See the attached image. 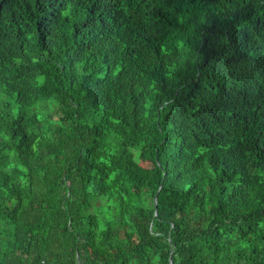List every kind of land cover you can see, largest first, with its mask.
<instances>
[{
  "label": "trees",
  "instance_id": "obj_1",
  "mask_svg": "<svg viewBox=\"0 0 264 264\" xmlns=\"http://www.w3.org/2000/svg\"><path fill=\"white\" fill-rule=\"evenodd\" d=\"M264 264V0H0V264Z\"/></svg>",
  "mask_w": 264,
  "mask_h": 264
},
{
  "label": "built area",
  "instance_id": "obj_2",
  "mask_svg": "<svg viewBox=\"0 0 264 264\" xmlns=\"http://www.w3.org/2000/svg\"><path fill=\"white\" fill-rule=\"evenodd\" d=\"M76 264H81V262H80V260H79V259H77V262H76Z\"/></svg>",
  "mask_w": 264,
  "mask_h": 264
},
{
  "label": "water",
  "instance_id": "obj_3",
  "mask_svg": "<svg viewBox=\"0 0 264 264\" xmlns=\"http://www.w3.org/2000/svg\"><path fill=\"white\" fill-rule=\"evenodd\" d=\"M170 264H173V262L170 260Z\"/></svg>",
  "mask_w": 264,
  "mask_h": 264
}]
</instances>
